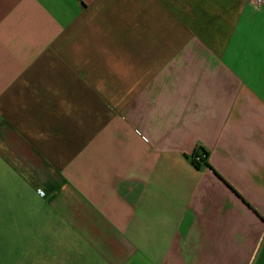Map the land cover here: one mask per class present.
<instances>
[{
    "label": "crops",
    "instance_id": "0c3cea01",
    "mask_svg": "<svg viewBox=\"0 0 264 264\" xmlns=\"http://www.w3.org/2000/svg\"><path fill=\"white\" fill-rule=\"evenodd\" d=\"M0 264H264V0H0Z\"/></svg>",
    "mask_w": 264,
    "mask_h": 264
},
{
    "label": "built area",
    "instance_id": "2783aa9c",
    "mask_svg": "<svg viewBox=\"0 0 264 264\" xmlns=\"http://www.w3.org/2000/svg\"><path fill=\"white\" fill-rule=\"evenodd\" d=\"M253 4L260 5L262 4L263 0H250ZM191 157L197 161V162H205L209 158V152L205 148H203L201 145L197 146L193 153L191 154Z\"/></svg>",
    "mask_w": 264,
    "mask_h": 264
},
{
    "label": "trees",
    "instance_id": "16d2710c",
    "mask_svg": "<svg viewBox=\"0 0 264 264\" xmlns=\"http://www.w3.org/2000/svg\"><path fill=\"white\" fill-rule=\"evenodd\" d=\"M203 147V146H202ZM204 148V147H203ZM207 152H208V150H207ZM193 159V158H192ZM193 161L195 162V163H197V164H200L201 162H197V161H195L194 159H193Z\"/></svg>",
    "mask_w": 264,
    "mask_h": 264
}]
</instances>
